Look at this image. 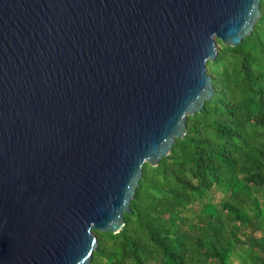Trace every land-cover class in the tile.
I'll use <instances>...</instances> for the list:
<instances>
[{
    "label": "water",
    "instance_id": "obj_1",
    "mask_svg": "<svg viewBox=\"0 0 264 264\" xmlns=\"http://www.w3.org/2000/svg\"><path fill=\"white\" fill-rule=\"evenodd\" d=\"M260 0H0V264H89L214 88Z\"/></svg>",
    "mask_w": 264,
    "mask_h": 264
},
{
    "label": "trees",
    "instance_id": "obj_2",
    "mask_svg": "<svg viewBox=\"0 0 264 264\" xmlns=\"http://www.w3.org/2000/svg\"><path fill=\"white\" fill-rule=\"evenodd\" d=\"M236 46L206 63L214 94L157 165L125 223L93 230L89 264H264V0Z\"/></svg>",
    "mask_w": 264,
    "mask_h": 264
}]
</instances>
